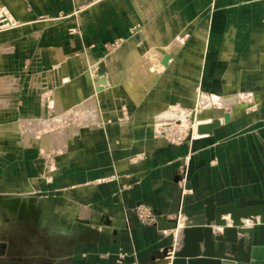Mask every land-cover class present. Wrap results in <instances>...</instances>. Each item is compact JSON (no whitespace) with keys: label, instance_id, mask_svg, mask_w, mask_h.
<instances>
[{"label":"crops","instance_id":"0c3cea01","mask_svg":"<svg viewBox=\"0 0 264 264\" xmlns=\"http://www.w3.org/2000/svg\"><path fill=\"white\" fill-rule=\"evenodd\" d=\"M0 6L21 22L0 31V164L9 141L18 152L31 151L16 165L20 181L37 193L48 162L35 149L57 148L63 154L56 157V182L65 193L78 190L77 213L67 197L56 221L53 206L23 207L21 194L0 191V223L18 215L40 222L51 232L46 242L77 234L71 252L0 262L158 264L170 232L176 241L171 221L183 197L187 209L210 196L239 207L263 201L264 0H0ZM78 7L76 15L55 18ZM200 103L198 119L221 121L211 134L179 145L154 136L155 121L182 117ZM108 176L114 178L103 183ZM137 204L155 212L154 223L138 220ZM251 226L264 245V224Z\"/></svg>","mask_w":264,"mask_h":264},{"label":"water","instance_id":"95a60500","mask_svg":"<svg viewBox=\"0 0 264 264\" xmlns=\"http://www.w3.org/2000/svg\"><path fill=\"white\" fill-rule=\"evenodd\" d=\"M220 125V119L212 118L208 123L197 125L196 133L208 135ZM184 188H190L186 182ZM180 217L184 220L178 243L171 234L168 245L159 255L167 264H258L264 258V245L259 243L253 226L245 225V221L264 224V199L239 207L232 202L218 205L210 196L201 205L187 209L183 197L178 217L171 221L170 229L177 228Z\"/></svg>","mask_w":264,"mask_h":264},{"label":"rangeland","instance_id":"374dc122","mask_svg":"<svg viewBox=\"0 0 264 264\" xmlns=\"http://www.w3.org/2000/svg\"><path fill=\"white\" fill-rule=\"evenodd\" d=\"M83 7H78L75 9L71 14H59L56 19H63L66 17H69L71 15H76L79 10ZM46 17H40V20L45 19ZM21 22L16 21L12 15L9 13V11L5 8L0 6V31L1 30H9L13 29L17 26H19ZM204 99V98H202ZM202 101V100H201ZM205 101V99H204ZM206 102H203L205 104ZM202 106L200 105L196 108L195 114L198 115L199 109ZM191 112V113H192ZM198 113V114H197ZM171 116V120H168V122L171 123V126L178 127L179 125H182V127H186L188 125V122L194 125V121L187 117H177L173 114H169ZM164 118V117H163ZM205 118L201 119V122ZM206 120V119H205ZM204 120V121H205ZM209 121V120H208ZM160 122V120H159ZM167 122V123H168ZM38 126H44L41 124H44L43 121H38ZM157 121L153 124V132L156 127H158L159 124ZM173 124V125H172ZM195 127V126H194ZM43 128V127H42ZM41 130V129H40ZM156 130V129H155ZM40 132V131H39ZM43 134H37L38 140L41 139ZM154 136L157 137L156 134ZM10 143L6 146L7 155L6 160L2 161L0 164V191L2 192H14L21 194V197H19L20 206L23 207L26 204L31 203L32 201H38L39 205L42 207L47 206H53L54 209V218L53 220L56 221L58 214L57 212L61 210V208L66 205L67 200H64L65 198L69 197L70 201L74 202V204L71 205V211L76 214L78 211L77 208V199H78V190L72 189L69 192L65 193L62 185L58 184L56 182V177L59 176L61 173L59 170V166L56 162V157H60L63 153L61 150L55 148L54 150H50L49 152L47 150L49 149H41L38 147L35 149L37 151V157L38 159L43 162H48V168H47V176L43 177V181L40 182V180L37 181L35 185H37V193L32 189V192L28 188V183L20 181L18 168L19 166L16 165L17 159L21 156L29 157L33 156V153L31 151H25L22 150V152H18L16 149H14V145L12 141H9ZM167 142V141H166ZM168 143V142H167ZM32 154H29V153ZM19 177V181H16V179ZM111 179V176L106 177L102 180L103 183L108 182V180ZM101 182V183H102ZM65 193V194H64ZM60 216V215H59ZM42 223V222H41ZM4 231V235L6 237H2L0 233V239L4 240L6 239L7 245L5 248H1L0 244V257H26L30 255H40L44 254L46 251L51 252L54 255L61 254V253H67L68 251L71 252L73 249V244L75 240L77 239L76 235H71L68 237H60V235H54V241L53 242H46L47 235L51 233L48 229H46L44 226L40 224V222L30 221L29 219L22 218L20 215L17 216V218H8L6 223H0V231ZM171 236V232H170ZM79 238V237H78ZM1 242V240H0ZM4 259V258H1ZM161 260H163L160 257ZM26 261V260H25ZM14 262H5L2 260L0 264H13ZM25 263V262H24ZM158 264H167L166 261L159 262Z\"/></svg>","mask_w":264,"mask_h":264},{"label":"built area","instance_id":"2783aa9c","mask_svg":"<svg viewBox=\"0 0 264 264\" xmlns=\"http://www.w3.org/2000/svg\"><path fill=\"white\" fill-rule=\"evenodd\" d=\"M168 120L171 119H166L164 122L159 124L158 127L155 128L156 130L154 129V134H156L158 138L167 141L172 145L182 144L187 139L190 140L198 139V137H194L193 135V131H192L193 126L191 123L188 122V125L186 127H182V125L175 127V126H171V123L168 122ZM183 170H184L183 174H185V169ZM111 178H114V176H112ZM180 182H181V186L184 187L186 182L185 178L182 177L180 179ZM134 211L138 220L142 224L150 225L154 223L155 214L149 206L145 204H137L134 208ZM252 224L253 223L250 221H245L246 226H251ZM163 232H165V230H163Z\"/></svg>","mask_w":264,"mask_h":264},{"label":"bare ground","instance_id":"6f19581e","mask_svg":"<svg viewBox=\"0 0 264 264\" xmlns=\"http://www.w3.org/2000/svg\"><path fill=\"white\" fill-rule=\"evenodd\" d=\"M196 112H194V113H183V115H182V117L184 118V117H187L188 119L190 118L191 119V121L193 120L194 121V125H193V129H192V131H193V135H194V137H198V138H200V137H203V136H199V135H197V133H196V127H197V125H199V124H203V123H208L209 121H211V120H203L202 122H201V119H198L197 117H199L198 115H196L195 114ZM198 114V113H197ZM203 119V118H202ZM162 120V119H161ZM195 126V127H194ZM4 200V199H3ZM10 201H12V200H10ZM2 202V201H1ZM11 203V202H10ZM9 204V203H8ZM12 205V204H11ZM6 206H8V205H6ZM16 206H17V204H16ZM10 207V206H9ZM8 208V207H7ZM13 208V207H12ZM9 210V209H8ZM15 210V209H14ZM6 214H7V212H6ZM1 215V214H0ZM3 216V215H2ZM1 217V216H0ZM3 218V217H2ZM8 218V217H7ZM179 223H180V218H179V221H178V226H177V228L176 229H174V230H176L177 231V237H176V239L178 238V236L180 235V233H179ZM182 224H183V222H182ZM175 231V232H176ZM165 232H169V231H167V230H165Z\"/></svg>","mask_w":264,"mask_h":264}]
</instances>
